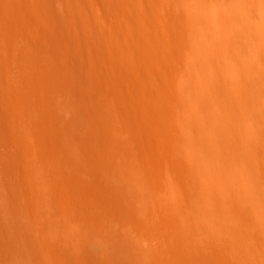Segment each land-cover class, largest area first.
<instances>
[{
	"label": "bare ground",
	"instance_id": "bare-ground-1",
	"mask_svg": "<svg viewBox=\"0 0 264 264\" xmlns=\"http://www.w3.org/2000/svg\"><path fill=\"white\" fill-rule=\"evenodd\" d=\"M0 264H264V0H0Z\"/></svg>",
	"mask_w": 264,
	"mask_h": 264
}]
</instances>
